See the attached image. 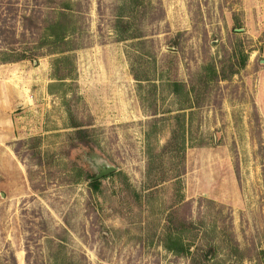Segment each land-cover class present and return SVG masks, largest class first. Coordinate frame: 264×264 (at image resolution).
<instances>
[{
    "label": "rangeland",
    "instance_id": "374dc122",
    "mask_svg": "<svg viewBox=\"0 0 264 264\" xmlns=\"http://www.w3.org/2000/svg\"><path fill=\"white\" fill-rule=\"evenodd\" d=\"M73 2L71 59L0 51V264H190L168 216L207 264H264V0ZM135 2L142 37L117 41ZM90 158L117 168L97 191Z\"/></svg>",
    "mask_w": 264,
    "mask_h": 264
},
{
    "label": "trees",
    "instance_id": "16d2710c",
    "mask_svg": "<svg viewBox=\"0 0 264 264\" xmlns=\"http://www.w3.org/2000/svg\"><path fill=\"white\" fill-rule=\"evenodd\" d=\"M35 4L33 2V5L31 8H23V12L18 13L19 10L13 9V10H7V8H4V13L0 12V51H4L7 53H18L19 56L17 58H8L3 59L4 62H19L23 60H34L37 57L43 56V55H52V54H60L62 58H60V61H67L68 59H71L70 55L68 54L72 50L76 49L75 46H72V42L70 40L71 36L76 33V20H77V14L80 12V6L79 4L73 2V0H34ZM39 2V4L37 3ZM1 6V2H0ZM14 6V5H12ZM36 7V8H35ZM48 9L50 12L49 15V21H43L45 24V27H43L44 30V36L38 40V45L36 48H30L25 49L21 48L22 45L27 43V37L33 36L34 34H37L38 21L41 14L42 8ZM78 7V8H77ZM141 7V4L139 2H135V6L132 9L133 15L126 16V20L124 17L119 16L115 19L114 24V32L117 36V41H124V40H135L138 38H141V34H136V32L133 30V33L126 34L128 31L127 29L130 27V25L133 26V22L131 19L134 15H136L137 9ZM87 9V8H86ZM85 9V10H86ZM14 11V12H12ZM8 13V15H6ZM38 13H40L38 15ZM10 16V17H9ZM14 20L12 25L8 26V20L7 19ZM17 19H19L17 21ZM17 23L20 24L19 28H17ZM117 27H122V29H119ZM41 49H44V54L40 53ZM245 61H242L241 66H244ZM233 65L230 67L229 76L236 73V71L232 68ZM214 79L217 78V75L215 72H212ZM134 78L138 81L147 80V79H138L135 75H133ZM66 75H58L57 80L66 79ZM225 78V77H223ZM226 79V78H225ZM183 90H185V87H182ZM186 100H189L187 98ZM183 116H179L178 118H181ZM70 128L72 129L71 133V139L72 141L77 142L80 146H86L87 143L90 141V134L89 130L84 128L83 126L77 124L75 121H72L70 124ZM179 131V130H178ZM177 130L173 133V137H175V134L178 132ZM180 131H184L183 128ZM23 142H18V144H22ZM169 143V142H168ZM14 152L17 153V150H14ZM88 177V175L86 176ZM98 181H87V185L90 190L97 191L98 189ZM263 185H264V170H263ZM168 230L166 231V240H164V247L171 251L172 253H176L181 257H185L186 259L190 260V264H201L200 262L203 261V264H207L209 261L208 254L213 252L214 248H209L207 252L203 253L199 256L195 251H191L192 244L190 241L192 239L181 236H172V227L171 224H174L173 219H171L168 216ZM183 228H185L186 224H183ZM189 227H192V224H187ZM187 227V226H186ZM261 254L264 255V250H261ZM264 263V260H263ZM10 264H16L14 256H10Z\"/></svg>",
    "mask_w": 264,
    "mask_h": 264
},
{
    "label": "water",
    "instance_id": "95a60500",
    "mask_svg": "<svg viewBox=\"0 0 264 264\" xmlns=\"http://www.w3.org/2000/svg\"><path fill=\"white\" fill-rule=\"evenodd\" d=\"M87 164L89 165L94 175L90 181L101 180L117 171V168L115 166L100 158H90L87 160Z\"/></svg>",
    "mask_w": 264,
    "mask_h": 264
}]
</instances>
